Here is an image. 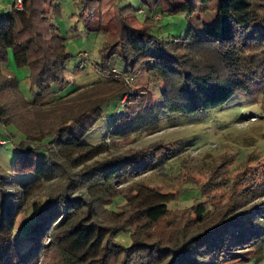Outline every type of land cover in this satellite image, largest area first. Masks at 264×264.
<instances>
[{
  "label": "trees",
  "instance_id": "obj_1",
  "mask_svg": "<svg viewBox=\"0 0 264 264\" xmlns=\"http://www.w3.org/2000/svg\"><path fill=\"white\" fill-rule=\"evenodd\" d=\"M71 1L79 6L84 31L102 37V79L71 95L61 93L72 56L48 18L60 16L57 0H22L21 10L13 3L0 16V127L22 137L13 172L31 169L34 175L16 182L0 167V264H37L50 250L57 256L54 264H260L264 222L255 218L260 211L250 195L254 185H233L227 204L217 208L190 198L212 191L194 184L185 199L196 204L169 215L166 202L135 206L134 196L122 188L165 167L173 156L158 151L161 146L74 168L85 164L83 157L91 161L101 153V143L83 144L81 138L115 97L121 109L104 137L113 141L159 132L163 114L192 117L235 95L264 96V0H216L215 23L200 21L203 35L189 28L169 40L152 34L154 16L136 27L131 7L121 9L117 0ZM212 1H167L166 10L203 13ZM117 49L124 75L109 67ZM10 54L23 55L31 100L7 69ZM140 72L161 83L158 99L147 88L128 85Z\"/></svg>",
  "mask_w": 264,
  "mask_h": 264
},
{
  "label": "rangeland",
  "instance_id": "obj_2",
  "mask_svg": "<svg viewBox=\"0 0 264 264\" xmlns=\"http://www.w3.org/2000/svg\"><path fill=\"white\" fill-rule=\"evenodd\" d=\"M167 1L175 5L184 0H117V5L121 9L131 7L128 13L136 27H140L145 16H154L158 21L152 34L162 40L184 36L189 28H194L199 35H203L204 27L200 21L207 25L216 21V0L207 4L203 13L197 8L178 15L167 12ZM56 4L61 7L60 16L48 14V18L66 38V51L72 56L67 63V88L61 93L66 96L71 95L73 89H80L102 79L98 66L101 62L102 37L100 34L84 31L79 6L73 1L57 0ZM3 10L5 5L0 0V14ZM109 67L114 70V74L124 75L125 64L119 49L110 59ZM7 69L16 74L19 90L27 100H31L29 72L24 66L23 55L10 54ZM75 70L78 72L75 73ZM128 81L132 90L147 88L155 98H159L161 83L149 78L145 73L140 72ZM120 109L119 99H111L104 107L101 119L81 138L83 144L101 143V153L95 155L91 161H88L89 157H83L82 162L85 164L74 168L75 172L85 170L96 161L115 157L129 150L156 149L161 146L158 151L163 149L165 153L172 152L173 156L165 164V169L154 170L128 180L122 187L126 193L134 196L132 203L135 206H147L163 201L171 210V215L179 208L187 209L192 204L195 205L191 200L193 199L208 200L205 207L213 205L220 208L227 204L233 185H246L248 182L255 186L254 195L252 189L250 195L255 199L253 204L258 202L260 211L255 218L264 222L263 95L254 98L235 95L224 106L192 117L163 114L160 131L157 133L131 136L125 140L105 139L109 127L112 126V117ZM21 141L22 137L15 131L12 134L9 128L0 127V167L11 174L16 182H27L34 179L31 169L23 173H15L12 170L16 159V145ZM29 146L26 147L28 152L31 149ZM194 184H202L207 192L209 189L212 191L204 196L193 192L191 199H185V194ZM21 223L20 220L18 224ZM55 262L57 256L50 250L41 254L37 264ZM260 264H264V260Z\"/></svg>",
  "mask_w": 264,
  "mask_h": 264
},
{
  "label": "crops",
  "instance_id": "obj_3",
  "mask_svg": "<svg viewBox=\"0 0 264 264\" xmlns=\"http://www.w3.org/2000/svg\"><path fill=\"white\" fill-rule=\"evenodd\" d=\"M2 2L5 5V10L2 11V13L0 14V16L5 15L7 12H9L10 9H11V6L13 4V2H11V0L9 2H6L5 0H2Z\"/></svg>",
  "mask_w": 264,
  "mask_h": 264
},
{
  "label": "built area",
  "instance_id": "obj_4",
  "mask_svg": "<svg viewBox=\"0 0 264 264\" xmlns=\"http://www.w3.org/2000/svg\"><path fill=\"white\" fill-rule=\"evenodd\" d=\"M13 3L15 5L16 10H21L23 7V2L22 0H13ZM3 143V142H2Z\"/></svg>",
  "mask_w": 264,
  "mask_h": 264
},
{
  "label": "water",
  "instance_id": "obj_5",
  "mask_svg": "<svg viewBox=\"0 0 264 264\" xmlns=\"http://www.w3.org/2000/svg\"><path fill=\"white\" fill-rule=\"evenodd\" d=\"M29 149V148H28Z\"/></svg>",
  "mask_w": 264,
  "mask_h": 264
}]
</instances>
